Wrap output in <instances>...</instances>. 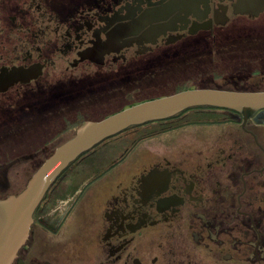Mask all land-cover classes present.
<instances>
[{"label": "flooded vegetation", "instance_id": "obj_1", "mask_svg": "<svg viewBox=\"0 0 264 264\" xmlns=\"http://www.w3.org/2000/svg\"><path fill=\"white\" fill-rule=\"evenodd\" d=\"M262 16L264 0H0V133L42 97L44 123L72 120L70 138L127 104L210 87L195 85L209 73L228 84L212 88L264 90V53L189 76V44L232 43V26ZM182 126L176 149L122 171L137 145ZM103 147L59 175L12 264H264V108L194 106Z\"/></svg>", "mask_w": 264, "mask_h": 264}, {"label": "water", "instance_id": "obj_2", "mask_svg": "<svg viewBox=\"0 0 264 264\" xmlns=\"http://www.w3.org/2000/svg\"><path fill=\"white\" fill-rule=\"evenodd\" d=\"M194 106L232 108L245 118L264 108V90L189 86L178 92L125 105L100 120H86L37 167L18 193L0 197V264H12L25 244L34 212L59 175L83 153L133 125L171 117ZM5 166V165H4ZM1 166L0 168H3ZM1 177H5L0 173Z\"/></svg>", "mask_w": 264, "mask_h": 264}, {"label": "rangeland", "instance_id": "obj_3", "mask_svg": "<svg viewBox=\"0 0 264 264\" xmlns=\"http://www.w3.org/2000/svg\"><path fill=\"white\" fill-rule=\"evenodd\" d=\"M243 25L241 26H232L231 30L232 34H236L238 40H235L232 43H228L225 40H221L217 42V46H213L210 42H197L195 48H191L192 45L189 44V76L193 74H199L200 71H217L221 70L224 67L228 68L231 64L232 60H243L246 57V54H260L264 53V16L259 19H255L253 21H243ZM230 30V32H231ZM251 39L253 41H258L255 43H250ZM241 42H240V41ZM201 50V51H200ZM205 53L207 55L203 62L201 60H195L194 56L198 53ZM182 58L179 57V61L172 62L178 63L179 66L183 68L184 63L181 61ZM178 69V64L176 65ZM159 70H162V74H166L165 66L159 67ZM204 80H199L197 86H210V87H222L226 84L227 80L223 77L212 78L211 73L205 75L203 77ZM260 76L254 79V82L258 81ZM202 81V82H201ZM169 87V86H166ZM161 88V91H166L167 88ZM45 97H42L41 102L35 104L33 107H29L28 110L23 111V117H28L29 122L26 124L21 123L22 127H17V125H12L10 128L4 133H0V173L4 174V178L0 176V197H6L9 194V190L11 189L13 193L20 192L27 184L31 175L33 174L36 167L46 158L51 150L57 146L61 139L68 138L71 134L69 127L73 124L72 120H59L54 119L55 122L53 124H45L42 119L43 108L39 107L38 104H42L43 106H47L48 102H45ZM50 107V106H49ZM17 116H14V119ZM2 124L5 118H1ZM134 128L135 130H143L148 127ZM152 127H157V124H151ZM130 129V130H134ZM188 126H182L177 131H169L166 134H163L158 137H153L151 139H146V141L141 142L136 146L135 152L123 164L122 171H126L129 169L128 167L135 165L137 160H143L154 153V150H174L178 145V140L180 137L185 139V135H189ZM70 131V132H69ZM63 134L61 135V133ZM129 133V132H127ZM61 135L56 140H53L56 136ZM112 137V136H111ZM108 137V138H111ZM108 138L97 144L90 151L96 149L95 155L97 152L104 151L108 149L103 147V145L108 141ZM187 138V136H186ZM53 140L52 142H50ZM50 142L48 145H46ZM114 149L118 150V145L120 144V140L113 141ZM46 145V146H45ZM45 146L43 149L42 147ZM35 151H37L35 153ZM110 154L116 153V151H112L109 149ZM33 152V153H32ZM89 153H85L84 156H88ZM28 154V155H23ZM21 155V157H20ZM8 159V160H7ZM81 159V158H80ZM79 160V158L77 159ZM76 160V161H77ZM136 161L133 164V161ZM74 161V163H76ZM72 163V164H74ZM121 171V172H122Z\"/></svg>", "mask_w": 264, "mask_h": 264}, {"label": "trees", "instance_id": "obj_4", "mask_svg": "<svg viewBox=\"0 0 264 264\" xmlns=\"http://www.w3.org/2000/svg\"><path fill=\"white\" fill-rule=\"evenodd\" d=\"M8 160V159H7Z\"/></svg>", "mask_w": 264, "mask_h": 264}]
</instances>
